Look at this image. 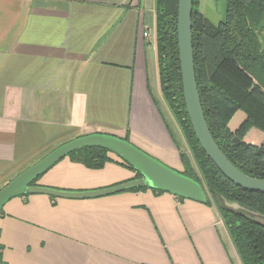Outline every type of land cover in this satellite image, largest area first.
Listing matches in <instances>:
<instances>
[{
  "label": "crops",
  "instance_id": "0c3cea01",
  "mask_svg": "<svg viewBox=\"0 0 264 264\" xmlns=\"http://www.w3.org/2000/svg\"><path fill=\"white\" fill-rule=\"evenodd\" d=\"M155 46L146 0H0V190L55 148L94 133L179 163L151 84L155 75L162 92ZM109 157L101 170L67 157L37 184L91 191L135 177ZM55 199L5 205L3 264H237L213 201L152 190Z\"/></svg>",
  "mask_w": 264,
  "mask_h": 264
},
{
  "label": "trees",
  "instance_id": "16d2710c",
  "mask_svg": "<svg viewBox=\"0 0 264 264\" xmlns=\"http://www.w3.org/2000/svg\"><path fill=\"white\" fill-rule=\"evenodd\" d=\"M178 1L157 0L156 44L161 91L179 122L204 183L181 153L183 173L210 193L212 199L207 195V204L213 201L217 205L214 193H218L264 216V194L244 190L226 179L202 149L191 126L183 96ZM224 1L225 17L215 25L200 13V0H193V50L202 108L210 132L228 160L245 175L264 180V49L260 40L264 0ZM109 155L101 148H85L69 158L89 169L101 170L111 162ZM122 164L135 173L132 180L141 178L133 168ZM146 190L151 189L134 188L123 193ZM218 209L243 263L264 264V227Z\"/></svg>",
  "mask_w": 264,
  "mask_h": 264
},
{
  "label": "water",
  "instance_id": "95a60500",
  "mask_svg": "<svg viewBox=\"0 0 264 264\" xmlns=\"http://www.w3.org/2000/svg\"><path fill=\"white\" fill-rule=\"evenodd\" d=\"M193 0L178 1V45L186 111L194 133L206 155L222 175L234 185L251 192L264 194V180L245 175L236 168L215 142L202 108L198 90L192 34ZM85 148H101L117 156L123 163L133 168L141 178L127 181L109 188L91 191H65L38 184L33 185L55 165L71 154ZM145 187L175 197L206 204L208 196L202 185L151 157L136 145L115 135L94 133L78 137L51 151L36 164L16 176L0 190V214L12 199L28 195H48L58 199L85 200L123 193L134 188ZM221 210L248 218L264 227V216L242 207L235 201L214 193ZM0 264L1 258H0Z\"/></svg>",
  "mask_w": 264,
  "mask_h": 264
},
{
  "label": "rangeland",
  "instance_id": "374dc122",
  "mask_svg": "<svg viewBox=\"0 0 264 264\" xmlns=\"http://www.w3.org/2000/svg\"><path fill=\"white\" fill-rule=\"evenodd\" d=\"M156 6H157V0H146V24L149 26L150 30L152 31L155 43H156V39H157L156 38L157 37V32H156ZM225 10H226V4H225L224 0H200V5H199L200 13L203 14V16L206 19H208L210 22H212L215 25H217L218 23L223 21V19L225 17ZM260 40H261L262 47L264 49V21L261 25ZM156 46H157V44H156ZM151 78H152V83H151L152 88H153L154 92L156 89V96L159 98V104L161 105L160 108L163 111V113L166 117L167 123H168V125H169V127H170L176 141H177V146L181 150V153L185 154L186 157L190 160L193 167L198 172L199 178L204 183V181H203L204 179L202 178V175L199 172L198 166L195 162L194 156H193V154L189 148V145H188L187 141L185 140V137L183 135V131L179 125V122L176 120L174 114H172L173 115L172 120L168 116V112L165 111V106H164L165 104L163 103L164 97L163 98L161 97L162 92H159V91L157 92V85L155 83L156 82L155 75L154 76L151 75ZM162 96H163V94H162ZM174 126L176 127V129ZM144 152H146V151H144ZM181 153L179 156V158H180L179 163H177L173 159H170L169 157L157 158V157L151 156L149 153H147V154L150 155L151 157L159 160L163 164L167 165L168 167H170L176 171L184 172V169L182 170L183 163H182V159H181ZM207 195L209 196L210 199H212L209 192H207ZM218 226H219V230L222 232L223 236H225L224 238L228 240V243L232 248V252L234 254V258H235L236 263L237 264H244L240 254H239V252L235 246V243L232 239V236H231L226 224H224V222H223V219Z\"/></svg>",
  "mask_w": 264,
  "mask_h": 264
},
{
  "label": "built area",
  "instance_id": "2783aa9c",
  "mask_svg": "<svg viewBox=\"0 0 264 264\" xmlns=\"http://www.w3.org/2000/svg\"><path fill=\"white\" fill-rule=\"evenodd\" d=\"M149 36H150V35H149L148 32H145V33H144V37L148 38Z\"/></svg>",
  "mask_w": 264,
  "mask_h": 264
}]
</instances>
